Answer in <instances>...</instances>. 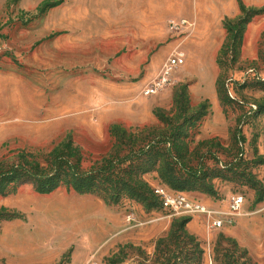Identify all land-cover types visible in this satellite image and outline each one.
<instances>
[{
  "label": "rangeland",
  "instance_id": "374dc122",
  "mask_svg": "<svg viewBox=\"0 0 264 264\" xmlns=\"http://www.w3.org/2000/svg\"><path fill=\"white\" fill-rule=\"evenodd\" d=\"M40 1L0 3V172L9 171L0 173V264H264V15L240 44L237 29L213 28L224 38L218 55H188L204 33L188 0L145 7L140 28L124 0H65L41 16ZM177 52L184 61L170 84L143 95ZM120 92L140 99L143 123ZM152 98L162 109L148 123ZM112 121L134 126L113 138ZM63 140L78 148L81 172L105 169L92 193L67 178L50 193L11 179L20 153L44 170ZM155 187L219 211L240 195L243 211L233 226L208 228L165 209Z\"/></svg>",
  "mask_w": 264,
  "mask_h": 264
},
{
  "label": "trees",
  "instance_id": "16d2710c",
  "mask_svg": "<svg viewBox=\"0 0 264 264\" xmlns=\"http://www.w3.org/2000/svg\"><path fill=\"white\" fill-rule=\"evenodd\" d=\"M43 4L42 9L46 10L56 5L58 1H51ZM240 14L233 19H224L223 26L227 32L235 31L237 29V35H234L231 40L232 44L238 45L242 40V33L251 21L252 18L264 13V7L250 8L244 6L239 2ZM234 25L231 26V25ZM160 109H156V111ZM116 131H120L122 134H126V129L119 125H112L109 129L111 137H116ZM70 138V137H69ZM63 148V152L60 149ZM29 158L31 160H29ZM20 163L12 169V180H20L23 182H29L36 187L40 192L50 193L58 188L61 179H69L68 185L77 193H92L95 183L99 177H102L101 172H105V169L96 170L91 168L88 172H81L80 162L81 155L76 146L71 140L61 142L52 148V150L46 154V167L44 170L38 168V163L34 161V157L28 153H20ZM3 162L0 163V166ZM38 171V173H36ZM1 175L9 173V171H1ZM44 181V182H43ZM122 191L120 188H116V193ZM187 221H182L179 225L181 227Z\"/></svg>",
  "mask_w": 264,
  "mask_h": 264
},
{
  "label": "crops",
  "instance_id": "0c3cea01",
  "mask_svg": "<svg viewBox=\"0 0 264 264\" xmlns=\"http://www.w3.org/2000/svg\"><path fill=\"white\" fill-rule=\"evenodd\" d=\"M4 0H0V3ZM44 1L48 0H41L36 5V11L40 12V16L44 15L47 11L57 8L63 4L65 0H51V1H58V3L51 8H48L45 10L42 9V6L44 4ZM216 1V2H215ZM125 2V11L127 13V18L131 24V26H134L136 28H140L143 26L145 21V11L147 7L148 11H154L155 6L158 3V0H124ZM189 6H191V9L195 10V18H194V25L196 26L198 21H202V27L204 28L203 35L200 36L199 40L192 39L188 44V55H218L220 48L223 44L224 38H220L219 34H215L213 31L214 29H217L219 33L225 32L223 21L224 19L228 18H235L240 14L239 11V2H241L244 6L250 7V8H261L264 7V0H227L225 4V0H188ZM215 2V7L210 8V4ZM198 13H200V17L198 16ZM153 14V13H152ZM261 15H264L262 13ZM258 15V16H261ZM256 16V17H258ZM153 21L155 22V19H157V16L154 14L152 15ZM203 18V19H202ZM210 18L214 19V23L211 25ZM151 38V37H150ZM201 45V47H200ZM153 55V54H152ZM160 55H154V60L157 62ZM154 68V67H153ZM141 81L136 82V86L134 87L135 91L139 88V85L141 84ZM131 93L128 94V92H120L119 97H125L133 101L131 104V107L134 106L135 110H133L132 116H134V124L135 122L138 124H141L144 122V118L142 117L141 113H139L138 108L140 107V99H137V96H134L135 94ZM129 96V97H128ZM113 97V96H112ZM158 98H152L149 100V108H148V115H146V112H144V116L146 118V122L152 123L154 118V111L156 109H162V104L158 103ZM153 105H155L153 107ZM130 107V108H131ZM153 107V108H152ZM134 124H127L124 122H118V121H112L108 125L109 129L112 125H119L123 128L126 126H134ZM108 129V131H109Z\"/></svg>",
  "mask_w": 264,
  "mask_h": 264
},
{
  "label": "built area",
  "instance_id": "2783aa9c",
  "mask_svg": "<svg viewBox=\"0 0 264 264\" xmlns=\"http://www.w3.org/2000/svg\"><path fill=\"white\" fill-rule=\"evenodd\" d=\"M173 27L185 24V21L174 22L171 21ZM183 53L177 52L167 58L159 77L153 80L142 91L145 96L157 94L165 86L170 84L171 75L174 69L183 64ZM155 195L161 201L163 207L171 212L173 215H183L186 217H202L208 228L220 229L225 226H233L236 219L241 216L244 206V198L240 195L231 196L226 210L209 209L207 206L201 204L196 200H190L182 194H174L166 191L161 187H155ZM86 264H96L95 262H88Z\"/></svg>",
  "mask_w": 264,
  "mask_h": 264
}]
</instances>
